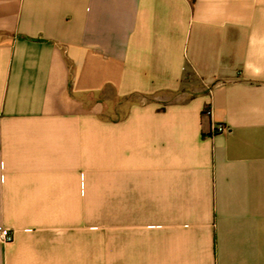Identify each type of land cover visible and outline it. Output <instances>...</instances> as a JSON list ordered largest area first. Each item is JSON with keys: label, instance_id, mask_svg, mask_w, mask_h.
<instances>
[{"label": "crops", "instance_id": "1", "mask_svg": "<svg viewBox=\"0 0 264 264\" xmlns=\"http://www.w3.org/2000/svg\"><path fill=\"white\" fill-rule=\"evenodd\" d=\"M0 227V264H264V0H0Z\"/></svg>", "mask_w": 264, "mask_h": 264}, {"label": "built area", "instance_id": "2", "mask_svg": "<svg viewBox=\"0 0 264 264\" xmlns=\"http://www.w3.org/2000/svg\"><path fill=\"white\" fill-rule=\"evenodd\" d=\"M226 131V127L223 125H218L216 128L213 130L214 133H221ZM0 240L3 243H9L13 240V234L10 229L6 227H0Z\"/></svg>", "mask_w": 264, "mask_h": 264}, {"label": "rangeland", "instance_id": "3", "mask_svg": "<svg viewBox=\"0 0 264 264\" xmlns=\"http://www.w3.org/2000/svg\"><path fill=\"white\" fill-rule=\"evenodd\" d=\"M105 104V103H104ZM102 118L104 119H117L119 116H121V113H118L113 106L111 107H104V110L102 112ZM105 211V210H103Z\"/></svg>", "mask_w": 264, "mask_h": 264}]
</instances>
